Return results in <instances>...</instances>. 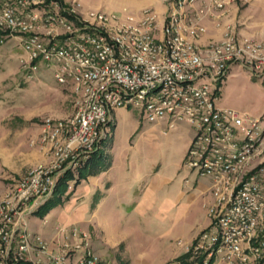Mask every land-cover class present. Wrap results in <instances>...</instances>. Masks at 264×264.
<instances>
[{
	"label": "built area",
	"instance_id": "obj_1",
	"mask_svg": "<svg viewBox=\"0 0 264 264\" xmlns=\"http://www.w3.org/2000/svg\"><path fill=\"white\" fill-rule=\"evenodd\" d=\"M162 2L158 25L149 8L119 20L79 17L73 0H0V43L16 41L26 74L51 68L54 81L75 96L69 115L38 124L47 162L30 168L0 200V264H98L80 228L57 224L45 242L28 231L25 217L52 194L65 169L97 148L118 107L140 108L148 122L164 119L168 128L184 121L195 129L184 165L210 181L214 201L192 255H204L202 264L218 254L225 264H264V162L246 168L264 152V129L256 118L216 106L209 90L234 64L264 79V44L238 38L228 25L219 42L199 45L201 22L222 15L224 0Z\"/></svg>",
	"mask_w": 264,
	"mask_h": 264
},
{
	"label": "rangeland",
	"instance_id": "obj_2",
	"mask_svg": "<svg viewBox=\"0 0 264 264\" xmlns=\"http://www.w3.org/2000/svg\"><path fill=\"white\" fill-rule=\"evenodd\" d=\"M73 1L77 4L76 15L79 17L102 13L119 20L132 15L135 8L143 4L134 5L133 0ZM233 1L230 7L224 6L223 12L227 11L224 17L213 23L219 27L212 32V41L203 44L219 42L227 24H233L234 32L239 31L246 39L264 44V0ZM224 2L226 5V0ZM209 35L208 30L204 39ZM199 41L202 38L197 44ZM21 55L16 41L1 40L0 200L19 179L12 178L2 156H8L13 139L16 138L17 144L25 138L28 150L35 155L41 154L36 141L39 122L69 115L75 99L71 89L54 81L51 68L40 65L36 73L26 74L19 63ZM209 90L216 97V106L233 110L240 116L256 118L258 129H264L263 78H257L254 72L234 64L219 82L209 85ZM106 131V137L89 156L88 162L92 164L88 169L91 172L86 174L87 178H79L87 187L82 200L88 212L75 224L86 233L98 264H198L197 256L189 249L198 233L209 227L207 209L214 199L210 191L203 197L202 186H197L207 180L184 165L195 129L184 121L176 122L172 129H168L164 120L148 122L140 108L118 107L112 110ZM30 141L33 142L30 144ZM260 143L264 144V135ZM262 162L264 152L254 157L246 168L251 169ZM76 175L73 169V179L67 182L66 194L61 201L49 204L41 213L25 217L30 233L45 242L53 239L55 230L52 226L65 211L64 204L75 186ZM153 181L157 204L166 199L173 201L174 207L159 212L156 206L144 214H137L134 204L146 185ZM101 199L105 201L97 218H89L91 210ZM186 254L189 256L187 260L180 262ZM209 264L225 263L218 254Z\"/></svg>",
	"mask_w": 264,
	"mask_h": 264
},
{
	"label": "crops",
	"instance_id": "obj_3",
	"mask_svg": "<svg viewBox=\"0 0 264 264\" xmlns=\"http://www.w3.org/2000/svg\"><path fill=\"white\" fill-rule=\"evenodd\" d=\"M139 2L143 4H141L140 7L135 8V11L133 12V14L137 15L140 10L144 8H149L155 13L157 24L161 25L163 21V17H164V12H165V6L162 0H133L132 3L135 5V4H138ZM233 3H234L233 0H226L225 7L227 6L230 7ZM197 9H199V6L197 7ZM226 13L227 11L223 12L222 15L215 13L216 18L205 19L201 22L202 26L205 29V32L200 37L202 38V41L201 42L199 41L200 43L199 45H204L203 43L206 41H209V42L212 41L211 37H214V34H212V32L217 31L219 27L217 24L213 25V23L219 18L224 17L223 15H225ZM228 25L231 26L232 28L234 27L233 24H227L226 26ZM208 30H209L210 35L204 39V36ZM223 30L220 34V38H219L220 40L222 38ZM235 34L237 35L238 38H245L241 36L239 31L235 32ZM216 36L219 37L218 34ZM161 120H164V119H161ZM164 122L166 124L165 120ZM166 127H167V124H166ZM172 128L173 127L168 128V129H172ZM18 140H20V138ZM28 146L29 145L27 144V141L25 140V138H21L20 142L17 144H16V138H14L10 147L8 148V156L2 155L4 157L3 159L4 164L7 165L8 172L10 173L12 178L19 177L20 179V177L25 176V174L27 173L28 170L23 175H21L22 172H24L26 169H29L30 167L37 165L39 163L47 162L46 155H44L43 153L35 155L33 154L32 151L30 152L28 150ZM38 151H40L39 148H38ZM201 178H204V177H201ZM205 179L207 180V183H204L203 185L201 184L197 185V186H202L200 187L201 192L203 193L202 196L209 191L211 192L210 181L207 178ZM153 184H154V181L150 182V184L148 183L146 187L144 188V191L141 192L140 195L138 196L134 204L137 214L138 213L144 214L147 210H151L153 207H156V206L158 207L159 212L161 211L167 212L173 209L174 207L173 201H167L165 199L164 201L163 200L159 201V203L157 204V196H156L155 187H152ZM86 192H87V187L85 186L84 180H80L77 185L71 188L69 195H68V199L66 200V203L64 204L65 211L61 214L59 218H57L55 224L52 226L53 230L57 224L75 226L76 221L82 220V218L88 212V207L85 203H83V200H82L83 194H85ZM104 201H105L104 199L99 200L96 206H94V208L91 210L89 214V218H92V219L97 218L98 210L102 207V204L104 203ZM205 205L206 204H204L203 207H205Z\"/></svg>",
	"mask_w": 264,
	"mask_h": 264
},
{
	"label": "trees",
	"instance_id": "obj_4",
	"mask_svg": "<svg viewBox=\"0 0 264 264\" xmlns=\"http://www.w3.org/2000/svg\"><path fill=\"white\" fill-rule=\"evenodd\" d=\"M90 152L87 157L81 159L76 167L73 168H67L65 169L61 175L58 177L56 184L54 186V189L52 191V194L36 209L34 213H41L49 204L55 203L56 201H61V197L66 194L67 190V182L70 179H73L72 173L73 169L76 171V178H74V184L76 185L77 182H79V178H84L88 172L90 173L91 171L88 169L89 166H91L89 163V156L94 152ZM189 256L186 254L184 257L180 258V262L184 263ZM204 255H197V262L198 264H202ZM210 262V261H209ZM208 262V264H209Z\"/></svg>",
	"mask_w": 264,
	"mask_h": 264
}]
</instances>
